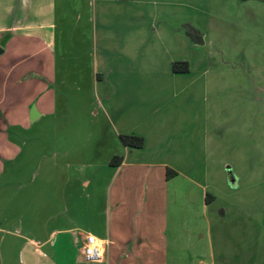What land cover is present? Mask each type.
Here are the masks:
<instances>
[{
  "label": "crops",
  "instance_id": "1",
  "mask_svg": "<svg viewBox=\"0 0 264 264\" xmlns=\"http://www.w3.org/2000/svg\"><path fill=\"white\" fill-rule=\"evenodd\" d=\"M179 4L0 0V264H55L66 245H80L84 258L87 233L107 242L94 263H117L108 247L126 241L122 225L128 241L149 245L140 237L149 233L145 210L164 203L184 172L166 91L149 79L161 70L146 67L166 58L173 68ZM121 134L145 144L126 146ZM117 155L123 161L112 165Z\"/></svg>",
  "mask_w": 264,
  "mask_h": 264
},
{
  "label": "rangeland",
  "instance_id": "2",
  "mask_svg": "<svg viewBox=\"0 0 264 264\" xmlns=\"http://www.w3.org/2000/svg\"><path fill=\"white\" fill-rule=\"evenodd\" d=\"M179 1L174 60L190 71L175 74L166 58L146 67L161 70L149 79L166 91L184 172L164 203L145 210L149 233L140 237L149 245L128 241L132 230L122 225L126 241L108 247L122 257L111 264H264V0ZM184 26L204 43L191 42ZM79 248L57 250L55 264H110L84 260Z\"/></svg>",
  "mask_w": 264,
  "mask_h": 264
},
{
  "label": "trees",
  "instance_id": "3",
  "mask_svg": "<svg viewBox=\"0 0 264 264\" xmlns=\"http://www.w3.org/2000/svg\"><path fill=\"white\" fill-rule=\"evenodd\" d=\"M192 41L195 42L194 40H192ZM173 70L175 72H188L190 70V64L188 61H175L173 63ZM120 138L126 146L141 148L145 144V138L143 136H140V135L121 134ZM122 161H123V156L117 155V156L113 157V159L111 160V164L118 166L122 163ZM175 174H177L176 171H174L171 168L168 169V176L169 177H171ZM208 195H209V193H208ZM206 199L208 200V198H206ZM207 202H209V201H207Z\"/></svg>",
  "mask_w": 264,
  "mask_h": 264
},
{
  "label": "built area",
  "instance_id": "4",
  "mask_svg": "<svg viewBox=\"0 0 264 264\" xmlns=\"http://www.w3.org/2000/svg\"><path fill=\"white\" fill-rule=\"evenodd\" d=\"M107 242L99 239L92 233H87L83 237L82 254L85 260L90 262H100L104 259Z\"/></svg>",
  "mask_w": 264,
  "mask_h": 264
},
{
  "label": "water",
  "instance_id": "5",
  "mask_svg": "<svg viewBox=\"0 0 264 264\" xmlns=\"http://www.w3.org/2000/svg\"><path fill=\"white\" fill-rule=\"evenodd\" d=\"M190 36H191V38H192V40H194L196 43H198V44H203L204 43V39H203V37L201 36V35H196L195 33H190ZM3 51V48L2 47H0V53ZM229 169V171L231 172V168H228ZM49 249H50V251H49ZM42 250L46 253V254H48V255H51L52 253V251H51V246H50V244L49 243H47V244H45V246L42 248Z\"/></svg>",
  "mask_w": 264,
  "mask_h": 264
},
{
  "label": "flooded vegetation",
  "instance_id": "6",
  "mask_svg": "<svg viewBox=\"0 0 264 264\" xmlns=\"http://www.w3.org/2000/svg\"><path fill=\"white\" fill-rule=\"evenodd\" d=\"M190 33H195L197 36L200 35V32H198L197 30H194V32H190Z\"/></svg>",
  "mask_w": 264,
  "mask_h": 264
}]
</instances>
